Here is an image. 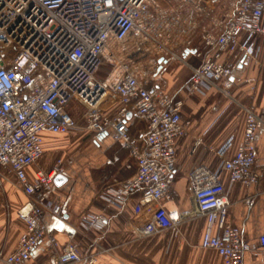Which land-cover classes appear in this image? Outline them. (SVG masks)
Here are the masks:
<instances>
[{
    "label": "built area",
    "instance_id": "obj_1",
    "mask_svg": "<svg viewBox=\"0 0 264 264\" xmlns=\"http://www.w3.org/2000/svg\"><path fill=\"white\" fill-rule=\"evenodd\" d=\"M160 1L0 0V167L14 174L17 185L31 198L18 210L26 224L19 246L8 255L0 252V264H24L47 235L45 211L58 210L48 192L64 167L58 159L50 170H37L32 179L28 168L44 156V133L67 134L81 119L87 120L95 139L112 128L113 138L127 144L137 164L132 177L108 190L107 205L122 207L138 195L129 221L133 233L138 237L167 230L179 233L182 214L172 186L176 143L187 134V122L182 119L183 101L173 100L164 86L151 81L160 56L185 61L171 41L186 30L177 26L170 32L169 24L179 15V6L203 28L201 37L208 50L194 51L201 63L190 66L188 95L211 88L228 94L234 71L260 51L255 39L264 36V0H225L230 12L221 22H215L205 4H214L220 14L219 0H163L167 7ZM191 42H185L187 48ZM103 68L112 73L111 82L101 78ZM112 95L119 98L120 107L108 116L100 105ZM72 103L85 108L80 120L68 111ZM243 112L244 132L235 153L227 156L233 145L230 137L216 150L222 158L217 170L199 166L190 173L195 203L208 223L201 246L216 250L223 264H243L244 254L256 249L229 221L222 180L223 173L232 183L250 185L258 180L255 139L264 125V105H244ZM130 114L147 120L144 146L131 139ZM103 219L93 215L88 224L98 225ZM52 243L57 245L55 239ZM257 247L264 249V234ZM95 260L94 254L82 255L76 244L68 243L49 262L93 264Z\"/></svg>",
    "mask_w": 264,
    "mask_h": 264
},
{
    "label": "crops",
    "instance_id": "obj_2",
    "mask_svg": "<svg viewBox=\"0 0 264 264\" xmlns=\"http://www.w3.org/2000/svg\"><path fill=\"white\" fill-rule=\"evenodd\" d=\"M207 2L215 22H221L230 12L225 0L219 5L220 14L214 4ZM160 4L167 7L163 0ZM177 10L180 13L170 22V32L179 26L184 27L186 33L176 35L174 38L178 39L171 43L172 49L185 61L174 55L160 56V65L151 81L152 85L164 86L173 100L183 101L182 119L187 122V134L176 143L177 163L172 186L182 214L179 233L167 230L146 237L133 233L129 221L138 195L128 198L122 207L107 205L108 190L122 185L137 170L129 147L113 138L112 128L100 139H95L86 127L72 129L67 134L44 133V156L28 168V176L32 179L37 170H50L61 159L64 167L61 174L67 180L61 185L54 182L48 192V199L58 210L45 211L47 235L24 264H50V257L68 243L76 244L82 255L94 254L93 264H223L216 250L201 246L208 223L195 203L190 173L199 166L217 170L222 158L216 150L233 137V145L227 153L232 156L243 137V106L259 108L264 105V36L255 39L260 51L234 71L228 94L211 88L188 95L185 86L192 77L190 66L201 63L194 51L208 49L201 37L203 28L185 15L184 9L177 6ZM188 40L192 41L189 48L185 45ZM101 78L111 82L112 73L108 68L102 69ZM75 104H71L70 110L76 116ZM119 107L120 101L115 95L105 97L100 105L108 116L114 115ZM146 128L145 118L130 114L131 139L141 146H144ZM198 140L201 141L199 145L196 144ZM255 148L256 182L243 185L230 182L226 173L222 176L229 199V221L240 229L245 242L256 246L244 254L243 264H264V249L257 247L258 238L264 234V125L256 132ZM30 199L17 185L15 175L0 167V252L5 255L19 246L26 224L18 210ZM97 214L103 216V222L88 224V219ZM52 239L57 245H53Z\"/></svg>",
    "mask_w": 264,
    "mask_h": 264
},
{
    "label": "rangeland",
    "instance_id": "obj_3",
    "mask_svg": "<svg viewBox=\"0 0 264 264\" xmlns=\"http://www.w3.org/2000/svg\"><path fill=\"white\" fill-rule=\"evenodd\" d=\"M223 0H219V3H218V7H219V5H221V2H222ZM216 10H218V8H216ZM153 20V21H152ZM152 22H155V25H158L159 24V21H157V19H153L152 18ZM150 21V22H151ZM158 23V24H157ZM149 24H151V23H149ZM110 97V96H109ZM74 109L76 110V120H80L81 119V116L83 115V113L85 112V108H84V106H82V105H79V106H77L76 104H75V107H74ZM72 110V109H71ZM70 109H68V111L73 115V113H72V111H71ZM79 127H83V128H87V131H89V133L91 132V130H89V128H88V122H87V120L86 119H81L80 120V122H79V125H78V127L77 128H79ZM91 135H92V132L90 133Z\"/></svg>",
    "mask_w": 264,
    "mask_h": 264
},
{
    "label": "water",
    "instance_id": "obj_4",
    "mask_svg": "<svg viewBox=\"0 0 264 264\" xmlns=\"http://www.w3.org/2000/svg\"><path fill=\"white\" fill-rule=\"evenodd\" d=\"M66 180H67V177H66L65 175H63V174L60 173V174H58V175L55 177L54 182H55L56 185H61V184H63Z\"/></svg>",
    "mask_w": 264,
    "mask_h": 264
}]
</instances>
